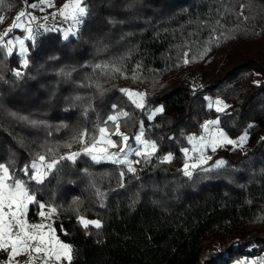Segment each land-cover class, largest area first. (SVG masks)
Instances as JSON below:
<instances>
[{
	"label": "trees",
	"instance_id": "16d2710c",
	"mask_svg": "<svg viewBox=\"0 0 264 264\" xmlns=\"http://www.w3.org/2000/svg\"><path fill=\"white\" fill-rule=\"evenodd\" d=\"M13 1L6 3L13 6ZM86 3L90 11L79 37L64 41L58 32H45L36 48L29 45L30 68L22 80L8 71L18 64V57H0V163L14 161V168H22L36 154H45V146L53 148L55 156L77 151L79 144L71 149L63 145L78 131H91L98 118L110 114L112 104L125 107L120 88L145 92L148 107L162 105L164 112L149 122L135 110L133 120L122 123L121 130L135 131L142 119L146 128L158 125L148 135L161 145L160 156L175 154L171 162L143 163L135 176L124 177L125 187L120 188L117 166L93 165L82 156L74 165L65 161L44 186L33 185L39 187V199L58 207L53 224L56 235L75 250L72 264H231L241 255H260L264 0ZM204 49L208 51L203 59L192 60ZM185 52L188 64L182 63ZM110 63H118L124 74L95 68ZM137 65L140 78L134 79ZM73 68L70 77L57 75ZM256 74L260 87L253 83ZM192 75L200 84L195 95ZM97 84L107 90L103 96ZM206 96L230 105L219 114V127L231 137L249 123L253 127L248 129L245 150H220L225 167L189 179L178 171L184 163L179 149L188 147L186 137L200 131L203 119L218 115L207 108ZM11 113L44 124L34 127ZM96 188L106 193L103 201ZM76 198L79 203L73 204ZM36 211L30 207L28 216ZM77 215L99 219L102 227L86 231Z\"/></svg>",
	"mask_w": 264,
	"mask_h": 264
},
{
	"label": "snow or ice",
	"instance_id": "6c2138e0",
	"mask_svg": "<svg viewBox=\"0 0 264 264\" xmlns=\"http://www.w3.org/2000/svg\"><path fill=\"white\" fill-rule=\"evenodd\" d=\"M2 2L3 0H0V3ZM45 3L49 7L51 6V0H38L37 3L27 7L36 9ZM132 6L129 5V7ZM40 11H43L42 7H40ZM89 11L86 0H66L56 12L51 13V16L53 19L59 17L61 23L67 22L69 25L67 28H62L60 25L48 27L46 24H37L34 27L33 22L36 21L37 17L31 12L19 11L13 18L12 24L0 32V57L5 55L12 57L16 54L21 69H23V71L21 69H9L11 75L17 80H22L27 75V70L30 68V48L26 45V41L31 42V48H36L41 29L45 32L62 33L64 41H68L71 37H79L80 29L85 24ZM25 18H27L26 23L24 22ZM44 18L47 19L48 17L45 16ZM3 19L4 17L0 16V21ZM18 28L24 29L22 37L9 38L13 30ZM207 51L208 49H204L197 56H193L192 60L203 59ZM183 55L182 63H190L189 53L185 52ZM55 59L54 56L49 57V60ZM140 67L137 65L136 70H134V79L140 78L137 75ZM95 68L110 69L120 75L124 74L118 63L98 64L95 65ZM2 71L3 59H0V81L3 80ZM73 71H75L74 68L61 69L57 75L70 77ZM253 83L257 87L261 86L260 81H253ZM96 88L101 96L107 91L99 84L96 85ZM118 91L126 97L125 107L112 104L110 114L106 118H98L91 131L87 128L78 131L72 137L71 142L63 145V147L71 149L73 144H79V150L55 156L54 149L45 146L47 148L45 154H36L22 168H14V161L0 163V253L6 256V259L0 260V264H21L17 257L22 254L27 255L23 264H72L75 252L73 246L60 240L52 223H46V221L54 219L58 213V207L51 202L39 199V187H33V185L44 186L49 182L65 161L74 165L83 156L88 158L93 165L111 163L119 169V187L123 188L125 187L124 177L127 174L135 176L138 172V169L133 166L134 164L151 163L153 159L158 160L159 163H169L175 158V154L171 151L160 156L161 145L157 140L147 138L151 128L158 127V125H151L146 128L145 121L142 119L138 122L135 131L131 133L121 131L122 123L126 124L133 120L135 110H140L141 114L146 116L147 121L150 122L158 114L164 112V106L148 107L147 94L142 91L129 88H120ZM193 94H196L195 85L193 86ZM203 99L207 102V108H214L218 115L216 119L205 120L199 126L203 130L200 135L192 134L186 137L187 143L191 147L181 146L179 149L183 155L184 163L178 171L189 179L201 172L209 173L225 167L226 161L223 159L216 160L208 166V161L212 159V156L207 155L206 151L210 149L214 153L217 149L229 145L233 149L242 147L248 141V129L253 127V124L249 123L247 129L236 139L230 138L223 128L218 127L221 122V115L219 114H224L230 105L220 98L213 100L211 97H203ZM129 107L132 109L131 111L126 110ZM10 115L16 116L19 120L34 127H40L44 124L43 121H33L16 113ZM113 127L114 131L111 130ZM172 139L174 138L169 137V140ZM261 141L264 142V137H261ZM84 172L91 176L87 169ZM92 187H95L94 182ZM96 196L103 201L106 193L96 188ZM78 203L79 199L76 198L73 204ZM32 206L39 209L37 215L40 222H29L27 217ZM73 210L75 211V209ZM76 219L86 231L90 226H94L97 230L102 227L99 219H87L83 215H77ZM61 230L63 231V229ZM238 242L236 241V243ZM237 264H264V257L253 261L244 259L238 261Z\"/></svg>",
	"mask_w": 264,
	"mask_h": 264
},
{
	"label": "rangeland",
	"instance_id": "374dc122",
	"mask_svg": "<svg viewBox=\"0 0 264 264\" xmlns=\"http://www.w3.org/2000/svg\"><path fill=\"white\" fill-rule=\"evenodd\" d=\"M37 2H38V0H31V1L30 0L29 1H26V0H15V1H13V6H11L9 3H6V0H3V2L0 3V16H3L4 19L2 21H0V32H3L4 29L8 28L12 24L13 18L16 16V14L19 11H22V10L31 12L32 15L37 17L36 21L33 22V26L34 27L37 24H46V25H48V27H53L54 25H60L62 28H67L69 26L67 22L61 23L59 17H56L55 19H53V17L51 16V13L56 12L57 9L62 4H64L66 2V0H51V6L50 7L48 6L47 3H45L44 5L38 6L36 9H32V8L27 7L28 5H31V4L37 3ZM40 7L43 8V11H40ZM45 16H47L48 18L45 19L44 18ZM24 22L25 23L27 22V18H25ZM23 33H24V29H22V28L14 29L9 38L16 37V36H21L22 37ZM43 33H45V31L43 29H41L40 30V35H42ZM58 33L62 36V33H60V32H58ZM29 42L30 41H26L25 42L27 46H29L31 44V42L30 43ZM253 42H255V40H253ZM220 51H222V49ZM3 57H6V55L3 56ZM12 69H21V65L19 64V61H18V64L15 65ZM189 77H191V75H189ZM192 77L193 78L189 79V80L193 82V84L196 86V88H199L200 84H199L198 80L193 75H192ZM172 79H173V77H172ZM258 80H259V77L256 74L253 81H258ZM153 82H156V81H153ZM206 97H209V96H206ZM212 99L215 100L216 98H212ZM157 107H159V106H157ZM216 117L217 116H210V117H208L206 119H203L201 124L205 120H213V119H216ZM218 127H219V125H218ZM111 130L114 131L115 130L114 127ZM202 132H203V130L200 129V131L197 134H195V135H200ZM192 134L193 133H191L190 135H192ZM229 137L232 138V139H236L237 138V137L233 138L230 135H229ZM147 138L153 139L149 135L147 136ZM188 147H191V146L188 145ZM227 147H229L230 149L233 148L230 145L226 146V147H223V148H227ZM246 147H247V143L245 142L244 145L242 147H240L239 149L240 150H245ZM223 148H219V149H217L216 152H214V154L212 155L213 158H212L211 164H213L216 160L223 159L222 158L223 155H222V153H220V150H222ZM207 151L212 152L210 149H208ZM207 151H206V153H207ZM209 161H208V163H209ZM142 164L143 163L134 164L133 166L136 167L137 169H139V168L141 169L142 168ZM38 211H39V209L37 208L36 212H38ZM27 218L30 219L29 217H27ZM85 218H87V219H96V218H89V217H86V216H85ZM37 222H40L39 216H38L37 221H35L34 223H37ZM46 223H52V226L54 228L53 220L46 221ZM263 226H264V221H263ZM2 256H4V254L0 253V260H3V259H1ZM261 257H264V251L260 255H258V256L256 255V256H253V257L252 256H248V255H241L239 257H236L235 260L231 264H237L238 261H242L244 259H247L249 261H253V260H257L258 258H261ZM26 259H27V255L26 254H22L21 255V259H18V260H20L21 264H23V261H25Z\"/></svg>",
	"mask_w": 264,
	"mask_h": 264
},
{
	"label": "crops",
	"instance_id": "0c3cea01",
	"mask_svg": "<svg viewBox=\"0 0 264 264\" xmlns=\"http://www.w3.org/2000/svg\"><path fill=\"white\" fill-rule=\"evenodd\" d=\"M29 217V216H28ZM30 219H28L29 220V222H32V223H34L35 221H37V219H38V215H37V212H36V214H35V216L34 217H29ZM1 259H6V256H5V254H4V256H2L1 257ZM17 259H21V255L19 256V257H17Z\"/></svg>",
	"mask_w": 264,
	"mask_h": 264
}]
</instances>
